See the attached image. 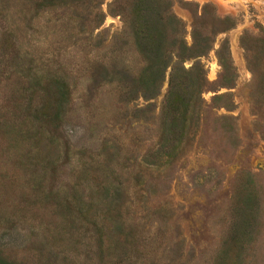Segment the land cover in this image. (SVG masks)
<instances>
[{
	"label": "rangeland",
	"instance_id": "374dc122",
	"mask_svg": "<svg viewBox=\"0 0 264 264\" xmlns=\"http://www.w3.org/2000/svg\"><path fill=\"white\" fill-rule=\"evenodd\" d=\"M169 1L185 43L210 45L182 62L199 61L207 81L177 147L169 67L155 96L128 103L92 71L120 57L142 65L117 39L114 0H0V264H264V103L251 102L240 41L253 39L264 73V0ZM225 95L228 107L215 99Z\"/></svg>",
	"mask_w": 264,
	"mask_h": 264
},
{
	"label": "trees",
	"instance_id": "16d2710c",
	"mask_svg": "<svg viewBox=\"0 0 264 264\" xmlns=\"http://www.w3.org/2000/svg\"><path fill=\"white\" fill-rule=\"evenodd\" d=\"M24 3L38 4V0H29ZM56 0H41L37 8L47 2ZM73 4H83L85 8L97 6V0H69ZM8 2L4 0L3 3ZM43 3V4H42ZM113 7L123 16L124 30L119 42L121 47H132L139 54L142 65L132 69L126 59L111 60L109 62H97L93 73H105L108 82H116L121 90L124 102L128 103L138 95L153 97L165 77V71L169 67L168 93L165 103V119L167 130L174 146L183 138L190 125L195 123L197 115L191 112L199 105L197 95L206 84V76L200 62H194L186 69L182 62L186 58L196 59L205 54L209 49L207 37L195 38L192 45L188 46L182 38V25L180 20L170 11L169 0H114ZM232 23L228 22L229 28ZM224 29V30H225ZM131 38V42L127 40ZM264 50V37L256 38ZM241 45L246 51V60L252 71L257 89L251 94V102L255 107L264 103V73H259L258 63L250 58L253 39L244 33L240 39ZM120 50V49H119ZM127 52V50H123ZM121 53V50H120ZM173 56L176 58L173 61ZM218 60L221 66L220 85L230 87L236 78V73L225 44L218 51ZM215 99H224L228 107L227 96H216ZM231 129V128H230Z\"/></svg>",
	"mask_w": 264,
	"mask_h": 264
}]
</instances>
